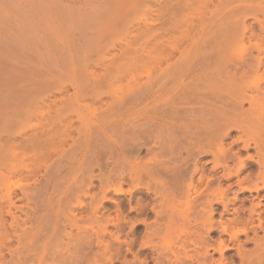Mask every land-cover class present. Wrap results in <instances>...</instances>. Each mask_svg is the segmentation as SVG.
Instances as JSON below:
<instances>
[{"label": "bare ground", "instance_id": "6f19581e", "mask_svg": "<svg viewBox=\"0 0 264 264\" xmlns=\"http://www.w3.org/2000/svg\"><path fill=\"white\" fill-rule=\"evenodd\" d=\"M183 1L186 0L157 1L156 8L148 9L141 18L125 15L122 24L134 23L144 30L151 12L170 14ZM225 7L227 2L215 4L218 10ZM248 8L250 4L246 3L244 12ZM233 16L234 13L229 17ZM211 21L214 23L209 22L205 28L207 37L216 33L219 41L215 36V45L199 47L197 59L183 61V57L181 61L180 57V61H171V55L182 48L157 44L155 60H137L139 74L122 87L126 89L122 91V142L97 136L91 142V132L87 136L82 127L71 131L68 127L61 130L46 126L24 133L26 137L20 142L25 145L19 152L12 151L11 160L19 153L25 154L29 147L36 155L46 152V145L52 142L74 143V155L64 165L57 163L59 166L53 165L55 169H46L49 172L44 186L38 181L20 186L26 199L35 198L28 190L41 192L51 188V194L58 192L59 208L51 211L53 220L49 227L56 226L62 213L70 230L76 229L65 241L57 243L58 237L54 239L60 250L65 249L58 255L63 264H264V196L263 202L258 200L249 206L243 198L251 190L257 195L264 192V124L254 114L264 112V54L251 58V48L242 43L235 47L238 40L245 39L235 28L237 23L231 22L230 29H222L220 20ZM104 112L97 113L98 117L104 118ZM12 128L8 131L16 127ZM8 131H3L7 132L5 140L10 135ZM232 131L236 135L225 145ZM44 147L46 151H42ZM143 151L144 156H140ZM4 153L0 138V164ZM205 157L212 164L211 176L205 174ZM28 165L14 176L22 179L40 170ZM67 175L70 179L62 181ZM224 181L227 185L222 188L220 183ZM233 188L239 193L229 208L225 195ZM13 193L7 189L1 197L11 202ZM108 200L111 210L101 211ZM72 201L76 202L74 206L67 207L66 203ZM39 206L23 212L25 218L21 221H32V230L46 215L40 214L46 206ZM224 213L230 216L223 219ZM216 215L219 218H214ZM80 221L86 225H79ZM93 223L96 224L92 226ZM61 226L64 229L65 225ZM107 226L111 227L108 231ZM35 233L44 235L39 250L46 249L49 231L42 232L38 226ZM248 244L253 248L247 249ZM228 251L233 254L226 257ZM215 253L218 258L213 257Z\"/></svg>", "mask_w": 264, "mask_h": 264}, {"label": "rangeland", "instance_id": "374dc122", "mask_svg": "<svg viewBox=\"0 0 264 264\" xmlns=\"http://www.w3.org/2000/svg\"><path fill=\"white\" fill-rule=\"evenodd\" d=\"M157 1L0 0V138L2 151L3 153L6 151L0 164L2 175H0V180L6 178L0 181V186L4 184L0 189V197L7 189L15 191L11 202H7L6 198H0V264H63L58 255L65 252V249L60 250V246L55 244L54 239L58 237L57 243H60L67 239L68 234L76 233V229L70 230L66 225L67 221H64L62 213L56 220V226L49 227L51 225L49 223L53 220L51 211L54 212L55 208H59L57 191L51 194V188L45 191L41 189V192L40 190H28L35 197L29 199L23 198L20 193V186L33 184L34 181L44 186L49 167L52 166L51 168L55 169L56 166L62 165L74 155V143L70 140L65 143L55 142L53 144L52 142L46 145L49 151H46L44 147L42 151L46 152L36 155L32 150L30 151L29 147L25 150V154L19 153L17 155L19 158H14L17 159L14 162L10 155L12 151L13 153L19 152L20 148L25 145L26 142L21 144L20 141L26 137V133L29 134L43 127H58L61 130L68 127L71 131L76 130V127H82L87 136L91 132V142L96 136L104 140L122 142V91H126V89L122 90V87L128 80H132L139 74L140 68L135 67V64L139 63L137 60H155L157 57L154 47L157 44H161L163 48H188L186 51L184 49L175 51L171 55V61H182L183 57L186 58L183 61L197 59V54L201 51L199 47H204L205 44L206 46L207 44L213 45V43L215 45L216 40L219 41L216 33V40L212 33H209L211 35L207 37V25L212 23L213 19L219 22L223 18L222 29H230L229 23L231 22L239 24V26L236 24L235 28H238V33L244 35L245 39L244 43L238 40L235 47H239L242 43L251 48L249 57L263 56L264 0H186L187 2L183 1L175 5L170 14L164 13L160 16L154 11L151 12L147 21L148 25L145 29L143 28L145 31L133 21V26L122 24V17L125 15L131 18H141L148 9L156 8L155 2ZM172 1L175 2V0ZM219 2H227V7L220 10L215 9V4ZM246 3L250 4V8L244 12ZM234 9L237 10L233 12ZM233 13L234 16L230 18V14ZM152 27L158 28L151 29ZM186 43L189 46L191 43L192 46L188 47ZM188 55L190 58L187 57ZM98 100L101 101L98 102ZM106 107L110 109L106 110ZM247 107L248 104L244 103V108ZM102 110L105 111L106 118L105 116L104 118L98 117L97 113ZM254 114L262 118L264 124V112ZM110 125L111 128L108 127ZM13 126L16 128L12 130V133L8 130L13 129ZM5 129L10 132L7 140H5L7 132H3ZM92 131L97 134L93 136ZM235 135L236 131H232L224 144L228 145ZM144 154L143 151L140 156ZM208 159L209 157H205L202 162H204L205 174L211 176L209 170L212 164L208 163ZM5 161L7 163L13 161V164L10 162L12 165L9 166L10 164L4 163ZM27 164H29L28 167L38 166L40 168L39 171L36 170L38 174L36 171L34 173L41 181L35 177L32 178L35 174H32L33 176L27 174L28 176L22 179L14 176L19 170L24 171ZM54 164L55 168H53ZM65 179L69 180V175L61 178L62 181ZM226 185V181L220 183L222 188ZM237 193L239 191L233 188L225 195V203L229 208L232 207L230 201ZM263 196L264 192L257 195L251 190V192H245L243 198L246 206H249L251 202L256 203L258 200L263 202ZM75 203L72 201L66 205L70 207ZM40 204L46 206L40 214L46 215L38 226H41L42 232L49 231V236L45 239V242H48L45 244L47 248L42 251L39 247L43 244L44 235L39 236L35 233L38 226L32 230V221H21L25 218L23 212H29V208L35 209ZM111 205V201L108 200L103 203L101 211H110ZM219 209L221 206H218ZM229 216V213H224L223 219ZM214 218L219 217L216 215ZM61 224L65 225V230H61L63 227ZM95 224L93 223L92 226ZM79 225H86V223L80 221ZM101 225H104L103 221ZM107 227V231L111 229L110 226ZM58 230L62 233H57ZM56 233L59 235L57 236ZM212 236L216 238V235ZM163 244L166 247V243L163 242ZM246 248L252 249L253 245L248 244ZM230 254L233 252L228 251L225 256ZM213 257L218 258L219 254L215 253ZM64 263L68 264L67 261Z\"/></svg>", "mask_w": 264, "mask_h": 264}]
</instances>
